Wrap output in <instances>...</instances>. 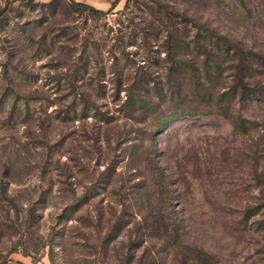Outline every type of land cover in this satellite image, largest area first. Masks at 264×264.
<instances>
[{"label":"rangeland","instance_id":"obj_1","mask_svg":"<svg viewBox=\"0 0 264 264\" xmlns=\"http://www.w3.org/2000/svg\"><path fill=\"white\" fill-rule=\"evenodd\" d=\"M6 1L0 0V10ZM11 1L0 18V264H198L188 247L206 253L210 264H264V104H236L244 118L254 121L247 130L211 114L176 120L156 135V162L163 169L173 208L167 228L159 230L155 208L138 211L121 205L134 203V191H92L81 168L72 170V185L63 181L53 161L58 155L65 161V150L54 147L43 155L37 129L25 128L27 122L36 125L31 120L34 112L71 104L72 67L78 68V81L90 84L97 96V79L102 78L97 72L113 58L107 51L109 26L116 17L126 19L123 10L131 9L133 0H120L113 13L102 15L72 6L69 0ZM161 1L195 25L189 34L196 33L194 23H200L264 52V0ZM147 13L141 15L150 20ZM158 29H147L151 38L164 35ZM140 36L126 48L135 61L144 55L136 49ZM123 64L118 62V75L130 70L129 64L121 69ZM228 65L221 63L224 71L215 94L231 85ZM113 77L107 73L101 80L106 89L98 103L103 106L112 105ZM75 105L80 116L79 97ZM112 112L116 124L122 125L126 118ZM68 122L58 117L52 121L51 143L67 127L77 129L78 120ZM135 135L132 131L124 136L121 147L131 145ZM124 153L117 170L128 160ZM133 183L138 179L124 182L125 187ZM161 213L168 217L165 210Z\"/></svg>","mask_w":264,"mask_h":264},{"label":"trees","instance_id":"obj_2","mask_svg":"<svg viewBox=\"0 0 264 264\" xmlns=\"http://www.w3.org/2000/svg\"><path fill=\"white\" fill-rule=\"evenodd\" d=\"M55 1L57 0L47 4ZM11 2L6 1V5L0 10V18L7 13ZM26 2L34 3L35 0ZM69 2L81 10L102 15L113 13L112 10L120 0L112 1L110 11L99 10L75 0ZM133 4L131 9L123 10L126 19L116 17L109 26L111 44L107 51L113 58L110 65L101 64L97 72V75L102 77L97 79V96L93 97L94 93L89 89L90 84L85 86L78 81V68L72 67L71 80L68 81L73 97L71 104L64 109L56 107L53 112H47L46 108L34 112L31 120L33 119L36 125L32 126L27 122L25 128L30 131L35 126L39 142L42 141L39 148L43 155L50 153L54 147L62 146L67 159L61 161L59 155L55 156L53 169L64 177L63 181L67 184L72 185L70 178L75 177L72 170L76 173L74 168H81L85 169L83 172L86 178L93 184L90 187L92 191L108 190L111 194H118L121 190L125 191V188L130 192L134 191V203L121 205H132L138 211L145 210L147 206L150 210L155 208V222H160L159 230H165L168 224L165 221L173 217V208L163 169L156 162V135L176 120L211 114L223 116L235 128L242 127L247 130L253 126L254 121L251 123L244 118L237 111L236 104H264V52L256 47L246 46L240 40L222 34L213 27L200 26V23H194L198 26L197 31L189 34L188 30L195 28V25L184 14L173 10L172 7L169 9L170 7L161 0H133ZM128 5L126 7H129ZM139 11L141 14L148 12L147 16L151 19L139 15ZM148 28H159L164 35L161 38H151ZM138 34H141V43L136 49L137 52L141 50L145 56L142 55V60L135 61L129 57L133 52L127 51L126 48ZM154 40H157L158 44H154ZM94 45L99 49V44ZM153 45L156 46L154 50L151 49ZM161 52H164L163 57H159ZM119 61L124 62L121 69L129 64L130 70L127 69L125 75L122 71L118 75ZM221 63H228L226 68L232 70L231 85L227 89L223 88V93L215 94L217 79L224 71ZM85 64L79 68H85ZM4 73L6 74V69ZM107 73L114 76L110 79L113 84L110 87L111 106L98 103L99 95L104 94L106 89V84L101 80H104ZM122 90L124 95L120 96ZM77 97L81 102L80 116L76 115ZM112 111L126 118L122 125L116 124V116ZM25 113L29 118V112ZM57 117L67 124H70L68 121L74 123L78 120V125L77 129L69 131L67 127L65 131L58 132L55 137H61L56 139L57 142L51 143L49 125ZM89 117L91 121H88ZM127 125L129 127L126 128ZM132 131L136 132L133 136L134 142L122 148L121 140ZM64 144L68 146L67 149L63 147ZM124 152L128 153V160L125 166L117 170L116 162L121 155L126 154ZM101 164L103 169H100ZM127 173L129 178L124 179ZM136 179V185L133 183L130 187H125L124 182ZM96 194L97 192L91 197ZM162 210H165L168 217L162 215ZM101 220H97L98 228L102 227ZM104 223L108 224L109 220L106 219ZM188 249L198 264L211 263L203 251L190 247Z\"/></svg>","mask_w":264,"mask_h":264},{"label":"crops","instance_id":"obj_3","mask_svg":"<svg viewBox=\"0 0 264 264\" xmlns=\"http://www.w3.org/2000/svg\"><path fill=\"white\" fill-rule=\"evenodd\" d=\"M39 2H48L50 0H36ZM77 2L85 3L93 7H100L101 9H108L111 6L113 0H75Z\"/></svg>","mask_w":264,"mask_h":264}]
</instances>
